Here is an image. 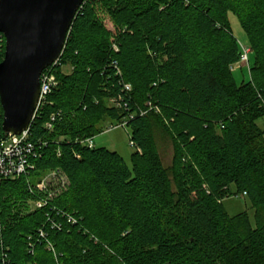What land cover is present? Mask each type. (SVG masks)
<instances>
[{"label":"trees","instance_id":"16d2710c","mask_svg":"<svg viewBox=\"0 0 264 264\" xmlns=\"http://www.w3.org/2000/svg\"><path fill=\"white\" fill-rule=\"evenodd\" d=\"M229 13L253 57L239 84ZM4 43L0 34V62ZM58 62V85L30 128L47 142L33 173L64 174L68 189L52 205L76 224L58 218L62 230L48 229L55 258L38 236L49 209L23 213L33 199L26 178L2 181L0 264H264V0H84ZM117 97L130 111L159 110L129 121L130 167L117 152L74 143L126 116L109 104ZM1 123L0 106V138ZM156 130L171 141L169 169ZM231 187L246 194L254 225L224 211Z\"/></svg>","mask_w":264,"mask_h":264},{"label":"water","instance_id":"95a60500","mask_svg":"<svg viewBox=\"0 0 264 264\" xmlns=\"http://www.w3.org/2000/svg\"><path fill=\"white\" fill-rule=\"evenodd\" d=\"M84 0H0L1 129L19 135L29 127L39 96L41 73L63 51Z\"/></svg>","mask_w":264,"mask_h":264},{"label":"built area","instance_id":"2783aa9c","mask_svg":"<svg viewBox=\"0 0 264 264\" xmlns=\"http://www.w3.org/2000/svg\"><path fill=\"white\" fill-rule=\"evenodd\" d=\"M239 47V61L235 65L231 66V71L237 69L238 66L247 65L249 62L248 55L251 53L250 48L248 46L242 45H239ZM114 49L117 50L116 48ZM58 61L59 59L51 66L46 68L40 75L38 101L31 123L27 130L23 131L19 135H4V137L0 138V183L2 181L17 180L20 177L30 176L35 171V162L42 156L43 150L47 146V142L41 140L40 138H32L30 128L34 119L38 117V111L46 103L47 97L58 85L55 75V67L59 64ZM112 65L119 74L120 70L118 69L117 63L112 62ZM123 91L129 94L131 92V86L129 84H125ZM109 104L112 107L126 112V116L118 123L111 125L107 131L114 128H126L129 121L135 116L144 117L150 111H155L156 113L159 112L157 106L152 105L151 102L146 103L145 109L130 111L128 104L120 97L110 99ZM59 116V112L50 114L48 121L44 125V128L48 131H51L54 122ZM74 143L84 146L90 150L95 148L93 144V138H76ZM129 145L131 148H134L135 151L137 150L135 144L131 140ZM57 156H59V151L57 152ZM76 157L78 158V156ZM53 177L61 182L62 185H64L65 181H67L66 177L59 169H55L53 171ZM47 181H49L48 177H44L39 179L36 186L28 184V192L33 197L31 202L32 211L42 210L44 208L49 209V211L45 213V222L43 227L38 230V236L40 239L46 242L47 250L51 251L55 258H57L54 247L47 240L48 229L55 232L62 230L63 226L58 221V218H64L66 222L71 225H75L76 220L71 215L62 212L60 209L52 205V201L58 197L60 190H52L47 187ZM245 195V193L240 194L241 197H245ZM28 247L29 252L32 254L34 244L31 241L28 244Z\"/></svg>","mask_w":264,"mask_h":264},{"label":"rangeland","instance_id":"374dc122","mask_svg":"<svg viewBox=\"0 0 264 264\" xmlns=\"http://www.w3.org/2000/svg\"><path fill=\"white\" fill-rule=\"evenodd\" d=\"M228 23L232 35L236 38L239 45L248 46L246 35L244 30L242 29L238 18L233 15L232 13L228 14ZM5 42V41H4ZM5 46V43H4ZM249 62L247 65L238 66L237 69L233 71L234 78L236 82L239 84L242 81H247L249 78V66L252 63V53L248 55ZM71 70L70 66L63 68V73L67 74ZM111 125L110 123H106L103 125L102 133L95 136L93 138V144L95 148H106L109 151L117 152L125 161L127 166H131V155L134 153V148H131L130 143V128L127 126L126 128H114L107 131ZM257 125L259 128L264 129V117L257 121ZM155 139L158 148V152L162 159L163 165L166 168L171 167L172 158H173V149L172 144L169 138L161 131H155ZM53 170L45 171L43 173L37 174L32 173L26 178L27 182L32 185L36 186L39 179L48 177L47 187L52 190H60L58 196H63L66 190L68 189L67 181H65L64 185L59 182L56 178L53 177ZM31 202L32 200L27 199L23 203H21L22 212L29 213L32 212L31 210ZM222 206L224 211L227 213L229 217H233L238 215L239 213H246L252 223L254 217V209L251 207L249 200L246 197H241L240 194L235 196L234 187H231L230 194L223 197L221 200Z\"/></svg>","mask_w":264,"mask_h":264}]
</instances>
